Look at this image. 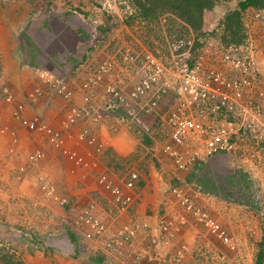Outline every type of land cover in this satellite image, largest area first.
<instances>
[{
    "label": "rangeland",
    "instance_id": "rangeland-1",
    "mask_svg": "<svg viewBox=\"0 0 264 264\" xmlns=\"http://www.w3.org/2000/svg\"><path fill=\"white\" fill-rule=\"evenodd\" d=\"M241 1L211 0V7L201 12L202 33L192 30L172 9L153 5L155 0L145 5V16L139 14L135 0H0V36L4 34L1 24L11 23L17 51H22L25 64L38 70V80H43L39 85L43 87L46 77L54 84L57 99L75 100L77 96L92 104L85 109L68 104L64 120L80 130L84 126L85 135L93 123L89 120L110 117L114 128L126 135L132 131L143 144L136 155L117 164L115 175L99 173L96 182L101 176L118 182L132 168L146 187L127 210L119 211L107 202L109 216L98 219L92 201L96 196L89 195L91 200L58 185L56 158L45 154L27 163L31 172L47 164L45 171L36 172L47 187L36 185L31 178L25 182L20 172H14V161L8 167L0 160L1 262L5 253H11L18 264H256L261 253L260 264H264V145L238 133L229 154L207 155L196 138H185L179 148L185 166L177 168L160 148L166 137L158 131L154 114L141 110L151 93H143L137 100L128 97L151 72V63L144 57L148 53L163 66L157 86L166 80L175 87L182 84L172 79L177 70L168 51L171 39L189 38L193 45L205 44L210 49L205 60L213 63L221 45H237L223 33L221 21L236 9L241 24L246 22L251 7L241 9ZM20 5L27 12L22 13ZM242 29L239 52L249 62L246 73L250 76L261 61L260 48L256 37L247 38L244 26ZM251 30L254 34L255 27ZM6 87L0 81V97L10 99ZM42 87L39 90L33 85L30 91H23L24 100L41 97ZM12 91L17 97L12 116L18 111L22 118V91ZM256 91H249L245 98L256 99ZM118 98H122L121 104ZM2 110L0 106V116ZM85 151L79 156L84 157ZM73 158H78L77 153ZM173 187L186 198L183 206L171 192ZM89 204H94L90 213L101 225L98 231L87 222H76ZM192 209L195 213L188 211ZM147 215L150 221L145 219ZM213 224L218 225V232L212 230ZM125 227L134 229L127 239L119 233Z\"/></svg>",
    "mask_w": 264,
    "mask_h": 264
},
{
    "label": "built area",
    "instance_id": "built-area-1",
    "mask_svg": "<svg viewBox=\"0 0 264 264\" xmlns=\"http://www.w3.org/2000/svg\"><path fill=\"white\" fill-rule=\"evenodd\" d=\"M246 17L247 21L242 23L244 33L247 38L253 35L256 37L261 54L259 66L252 68L250 76L246 73L249 62L241 57L239 52L243 42L237 45H221L217 60L213 63L205 60V53L210 51L205 44L194 47L193 40L182 37L168 41V51L177 70L172 74V79L182 82L176 87L173 81L168 80L164 83L161 81L162 83L157 86L163 66L160 62H155L157 60L152 54L144 56L146 61L151 63L149 67L151 72L136 88L129 91L128 97L130 100H137L143 93H151L148 103H144L141 110L147 114H154L153 117L159 126L158 131L166 137L160 148L173 158L177 168L185 166L179 153L180 145L185 138H196L201 151L207 155L228 152L233 146V137L236 138L238 133L248 134L256 141L259 139L264 145V5L251 7L246 12ZM252 26L255 27L254 34ZM246 40L249 43L250 40ZM203 47L208 51H204ZM252 90L256 91V99L247 100L245 96ZM5 91L4 88L3 92ZM118 99L121 104L122 98ZM204 108L210 113H225L227 119H222L216 124L207 122ZM14 115L20 118L18 111H15ZM20 120L22 123L27 122L24 118ZM143 181L144 179L132 168L126 171L118 182L104 176L98 179L100 187L119 211L131 207L130 204L137 197L135 192L144 185ZM171 192L179 198L177 200L183 206L186 198H182L174 187ZM92 208L93 204H89L80 211L76 222L79 220L87 222L92 230L98 231L101 225L92 217L90 213ZM185 208L189 209V205H185ZM188 211L195 213L194 209ZM211 227L213 231L218 232L217 224ZM162 228L167 230L166 225ZM133 231L132 227L127 229L125 227L119 233L123 235V239H127Z\"/></svg>",
    "mask_w": 264,
    "mask_h": 264
},
{
    "label": "crops",
    "instance_id": "crops-1",
    "mask_svg": "<svg viewBox=\"0 0 264 264\" xmlns=\"http://www.w3.org/2000/svg\"><path fill=\"white\" fill-rule=\"evenodd\" d=\"M22 7L20 11L22 13L27 12V8ZM17 11H19V8ZM4 22L1 24L4 34L0 36V81L7 86L10 97H12L10 99L0 97V106H3L0 116V160L8 167L11 164L13 165L14 161V172L15 170L20 172L19 177L20 179L26 178L24 179L25 182L31 178V182H35L36 185L47 187L46 183H43L44 180H38L39 177L37 175L39 174H36L41 169L45 171L47 164L42 168L40 167L39 170L31 172L27 163L32 162L31 159L44 158L45 154L46 157L56 158L57 164L54 167L57 175L55 180H58V185L66 190L73 188L74 192L85 195L86 198L91 194L94 197L96 196L95 198L98 200H92L89 197V199L96 202L95 206L93 204L95 216L98 219L109 216L107 213L109 210L106 208L109 206L107 202L111 203V201L108 195H104L105 191L95 179L99 173L115 175L114 170L117 164H120L122 160L128 157L136 155L138 153L137 149H140L143 144L139 142V139L135 137L132 131L126 135V132H122L121 129L114 128L110 117L108 120L103 119V121L97 119V117L91 119L92 121L89 120L93 123L90 126V130H86L87 133L85 135L82 134L83 131L85 132L84 126L80 130V127L67 123L64 120V113L69 111V109L67 110L68 104L72 103L73 106L82 109L91 107L92 104L78 99L77 96L75 100L57 99L52 88L54 84H50L46 77L43 78L45 84L43 87L40 86L39 82H43V80H38V70L25 64L22 51H17L15 31L10 27L12 24L7 23V21ZM42 72L39 73L43 75ZM33 85L37 86V89L42 87L41 90L44 92L42 96L45 95V97L41 99V96L32 99V101L24 100L23 91H30ZM12 88L15 90L20 88V91H22L20 104L23 109L21 116L27 121L28 125L22 124L18 117L12 116L15 99H17L13 95ZM60 119L62 121L58 128ZM68 119L72 120V117H68ZM154 121L156 124L155 117ZM123 135H125V138L122 137ZM88 138H91V141L86 143ZM122 139L124 140L122 141ZM66 143L68 144L67 146ZM42 148L46 150V153ZM81 148L82 150L80 151ZM83 150H86V155L80 157L79 154ZM49 152L52 153L49 154ZM76 153L78 158L74 160L73 155ZM94 165L95 168L93 167ZM35 174L36 176H34ZM44 179L52 180V183L55 182L51 178ZM20 184L24 183L21 182ZM142 187L135 192V195H137L136 199H138L140 192L142 193L146 188ZM149 195L146 194L145 196L148 197ZM101 196L104 198L101 199ZM105 197H107L106 203ZM96 207H99L100 210L97 211ZM145 219L150 221V216L147 215Z\"/></svg>",
    "mask_w": 264,
    "mask_h": 264
},
{
    "label": "trees",
    "instance_id": "trees-1",
    "mask_svg": "<svg viewBox=\"0 0 264 264\" xmlns=\"http://www.w3.org/2000/svg\"><path fill=\"white\" fill-rule=\"evenodd\" d=\"M148 1L152 0H135V6L139 10V14L145 16L146 10L144 9L145 5ZM157 3L160 4L161 7H167L172 9L176 16L181 19L184 23H186L192 30L201 31V12L204 9H209L211 7V0H155L153 5L157 6ZM264 5V0H243L239 2L238 6L241 9H244L246 6L249 7H260ZM221 26L223 33L229 36V40L235 43H239L242 37V24L240 21V10H231L230 12L224 15L223 20L221 21ZM203 33V32H202ZM239 34V35H238ZM196 45H194L195 47ZM206 121L212 122V124H216L222 119H227L225 113L216 112L210 113L206 108ZM204 119V120H205ZM229 154L228 152L222 151L215 154ZM214 154V155H215ZM142 185V182H141ZM8 258V259H6ZM261 253H259V259L256 264H260ZM1 262V261H0ZM1 263L4 264H18L17 260L14 259L13 254L5 253L3 255V261Z\"/></svg>",
    "mask_w": 264,
    "mask_h": 264
}]
</instances>
